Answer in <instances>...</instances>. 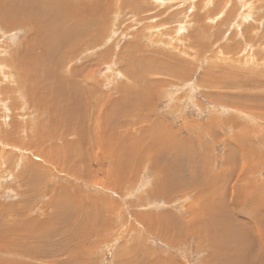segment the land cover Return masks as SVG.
<instances>
[{"label": "rangeland", "instance_id": "1", "mask_svg": "<svg viewBox=\"0 0 264 264\" xmlns=\"http://www.w3.org/2000/svg\"><path fill=\"white\" fill-rule=\"evenodd\" d=\"M32 4L0 0V264H264V0Z\"/></svg>", "mask_w": 264, "mask_h": 264}, {"label": "bare ground", "instance_id": "2", "mask_svg": "<svg viewBox=\"0 0 264 264\" xmlns=\"http://www.w3.org/2000/svg\"><path fill=\"white\" fill-rule=\"evenodd\" d=\"M19 1V0H18ZM51 2V0H33V4H35V6L36 5H39V6H41V5H47L48 4V2ZM24 3V2H23ZM57 3H58V1H57ZM20 4V3H19ZM18 4V5H19ZM24 4H26V2L24 3ZM32 4V5H33ZM17 5V4H16ZM60 5H62L63 6V4L62 3H60ZM59 5V6H60ZM166 5H167V3H166ZM24 7L26 6V5H23ZM35 6H33L32 8L34 9L35 8ZM51 5H48L47 6V8L48 9H46V11L44 12V14L42 13L40 16L42 17V19L43 20H45V19H47V25L49 26V35L51 36V37H53V35H59V30H61L62 31V29H65V28H61V26H65V24H64V22H65V20L66 19H61L60 18V16L62 17V15L61 14H58V9L56 10L55 9V7H53L54 9H51V8H49ZM100 6V5H99ZM98 6V7H99ZM17 7V6H16ZM46 7V6H45ZM61 7V6H60ZM74 7V6H73ZM72 6H71V8H73ZM86 7V6H85ZM101 7V6H100ZM23 8V7H22ZM21 8V9H22ZM38 8H40V7H37V9ZM14 9H15V7H14ZM25 9V8H24ZM44 9V8H43ZM68 9V8H67ZM66 9V10H67ZM83 9H84V7H83ZM87 10H88V6H87V8H86ZM85 9V10H86ZM27 10V9H26ZM50 10V11H49ZM71 10V9H70ZM100 10V9H99ZM15 11V12H14ZM14 11H12V12H8L6 9H0V16H2V15H4V17L5 18H7V19H11V17H12V19L13 20H19L18 19V17L20 16V14H19V12H17V10H14ZM23 11V10H22ZM37 11V10H36ZM35 11V9L34 10H30V14H28V17L29 16H31V18L33 17V16H35L36 15V12ZM39 11V10H38ZM24 12H26L25 10H24ZM74 12V11H73ZM82 12V11H81ZM40 13H41V11H40ZM62 13H64V12H62ZM69 13V12H68ZM83 13V12H82ZM177 13V12H176ZM22 14V13H21ZM53 14V15H52ZM74 14V13H73ZM59 15V16H58ZM69 15V14H68ZM67 15V16H68ZM98 15V14H97ZM54 16V17H53ZM64 17L66 16V15H63ZM69 16H71V15H69ZM73 16V15H72ZM99 16H100V14H99ZM66 18V17H65ZM73 18H74V16H73ZM87 18H89V17H87ZM33 19V18H32ZM36 19V18H35ZM38 19V18H37ZM71 19V18H70ZM84 19H86V18H84ZM226 19V18H225ZM39 20V19H38ZM62 20H63V22H62ZM87 20V19H86ZM86 20H82V21H86ZM5 21V20H4ZM69 21V19L67 20V22ZM73 21V20H72ZM93 20H91V22H92ZM34 22V21H33ZM40 22V21H39ZM181 22H182V20H181ZM36 23H38V22H36ZM36 23H33V24H36ZM66 23V22H65ZM70 23V22H69ZM72 23V22H71ZM94 23H92V25H93ZM201 24V23H200ZM37 25V24H36ZM74 25V24H73ZM73 25L71 26V25H69V27H73ZM77 25V24H76ZM79 25V24H78ZM91 25V24H90ZM223 25V24H222ZM34 26V25H33ZM85 26V25H84ZM95 25H93V27H94ZM35 27V26H34ZM37 27V26H36ZM40 27V26H39ZM92 27V26H91ZM41 28H43L44 29V27L42 26ZM75 28H78L77 26L75 27ZM183 28V27H182ZM35 30H39L38 29V27H37V29L35 28ZM45 30H47V29H45ZM183 30V29H182ZM57 31H58V33H57ZM66 31V30H65ZM180 31V30H179ZM178 31V32H179ZM197 31V30H196ZM39 32H40V30H39ZM44 32H46V31H44ZM63 32V31H62ZM43 33V32H42ZM47 33V32H46ZM71 34H72V32H70ZM75 33V32H74ZM74 33H73V35H74ZM193 33V32H192ZM44 34V33H43ZM63 34V33H62ZM206 34V33H205ZM84 35V34H83ZM190 35V34H189ZM33 36V35H32ZM43 36V35H42ZM48 36V35H47ZM76 36V35H75ZM191 36V35H190ZM89 37V36H88ZM38 38V37H37ZM44 38H45V36H44ZM50 38V37H49ZM48 38V39H49ZM57 38H59V36H57ZM90 38H91V36H90ZM39 39V38H38ZM46 39V38H45ZM47 39V40H48ZM76 39V38H75ZM73 40H74V38H73ZM79 40V39H78ZM32 42V41H31ZM70 42H71V40H70ZM74 41H72V43H73ZM76 42H77V40H76ZM80 42V41H79ZM78 42V43H79ZM30 43V42H29ZM43 42H41V44H42ZM55 45V44H54ZM79 45V44H78ZM32 46V45H31ZM34 46H36V45H34ZM47 46V45H46ZM49 46V45H48ZM92 46V45H91ZM33 47V46H32ZM73 47V46H72ZM74 47H75V45H74ZM37 48V47H36ZM44 48V47H43ZM34 49V48H33ZM39 49H40V47H39ZM64 49V48H63ZM82 49H84V48H82ZM46 50V49H45ZM64 51V50H63ZM28 52V51H27ZM47 52V51H46ZM67 52V51H66ZM82 53V52H81ZM23 54V53H22ZM73 54V53H72ZM10 55V54H9ZM26 56V55H25ZM29 57H30V54H29ZM38 57V56H37ZM44 57V56H43ZM39 58V57H38ZM41 58V57H40ZM1 59H2V57H1ZM131 59V58H130ZM3 60V59H2ZM28 60H30V59H28ZM48 60V59H47ZM46 60V61H47ZM139 60H141V59H139ZM13 62V61H12ZM1 63V62H0ZM6 63H8L7 62V60H6ZM20 63V62H19ZM21 64V63H20ZM25 64V63H24ZM47 64V63H46ZM6 65V64H5ZM16 65V64H15ZM23 65V64H22ZM29 65H30V63H29ZM41 65V64H40ZM43 65V64H42ZM41 65V66H42ZM31 66V65H30ZM38 66V65H37ZM36 66V67H37ZM44 66L45 65H43V68H44ZM3 67V66H2ZM18 67V66H17ZM23 67H25V65L23 66ZM33 67H35V66H33ZM35 67V68H36ZM152 67V66H151ZM49 68H50V66H49ZM150 68V67H149ZM153 68V67H152ZM7 69V68H6ZM5 69V70H6ZM25 69H26V67H25ZM46 69V68H45ZM1 70H3V69H1ZM9 70V69H8ZM14 70V69H13ZM26 70H28V69H26ZM40 70V69H39ZM68 70H70V69H68ZM4 71V70H3ZM7 71V70H6ZM10 71V70H9ZM12 71V70H11ZM16 71H19V70H16ZM31 71H32V69H31ZM36 71H38V70H36ZM14 72V71H13ZM43 72V71H42ZM70 72V71H69ZM33 73V72H32ZM31 73V74H32ZM49 73V72H48ZM36 74V73H35ZM68 74V73H67ZM0 75H1V73H0ZM2 75H3V72H2ZM5 75V74H4ZM11 75H12V73H7L5 76H4V79H6V78H11ZM20 75V74H19ZM73 75V74H72ZM88 75V74H87ZM13 76H15V75H13ZM2 77V76H1ZM0 77V78H1ZM6 77V78H5ZM16 77V76H15ZM34 77V76H33ZM89 77V76H88ZM11 79H13V78H11ZM16 79V78H15ZM87 79V78H86ZM14 80V79H13ZM36 81V80H35ZM34 81V82H35ZM19 82V81H18ZM37 82H40V80L39 81H37ZM58 82V81H57ZM60 82V81H59ZM58 82V83H59ZM228 82H230V80L228 81ZM1 83V82H0ZM58 83H56V84H58ZM221 83V82H220ZM232 83V82H231ZM22 84V83H21ZM43 84H44V81H43ZM42 84V85H43ZM54 84V83H53ZM60 84V83H59ZM225 84V83H224ZM234 84V83H233ZM11 85V84H10ZM39 85V84H38ZM42 85H39V86H42ZM61 86H62V88H61V90H62V92H60L59 91V93L57 92L56 93V91H54L53 92V99L55 98V93H56V96H58V98H59V96L61 97V100H65V103H66V100H70L69 102V104L66 106V107H68V109H70L72 106H73V109L75 108L74 106L75 105H72V101H73V103H74V100H73V98L71 97L72 96V92L70 93V91L69 92H67V90L64 88V86L62 85V84H60ZM60 85H58V87H60ZM14 86V85H13ZM25 86V85H24ZM32 86V85H31ZM31 86H29V87H31ZM38 86V87H39ZM68 86V85H67ZM91 86H93V85H91ZM221 86V85H220ZM225 86H228L229 87V85H225ZM224 86V87H225ZM231 86V85H230ZM11 87H12V85H11ZM16 87V86H15ZM15 87H13V88H15ZM33 87H35V86H33ZM37 87V86H36ZM35 87V88H36ZM37 87V88H38ZM36 88V89H37ZM15 89H17V88H15ZM19 89V88H18ZM41 89V88H40ZM89 89V88H88ZM20 90V89H19ZM28 90V89H27ZM45 90V89H44ZM48 90V89H47ZM11 91V90H10ZM43 91V90H42ZM66 91V95L68 96H66L65 94H64V92ZM16 92V91H15ZM44 92V91H43ZM46 92H48V91H46ZM85 92H88V91H85ZM29 93V92H28ZM28 93H27V95H28ZM45 93V92H44ZM63 93V94H62ZM7 94V93H6ZM83 95H84V93H82ZM13 95V94H12ZM15 96H17V95H15ZM20 96V95H19ZM24 97H26V94H25V96ZM75 97V96H74ZM83 97V96H82ZM81 97V98H82ZM6 98V97H5ZM11 98H12V96H11ZM10 98V99H11ZM41 98H43V97H41ZM45 98V97H44ZM85 98V97H84ZM80 99V98H79ZM13 100V99H12ZM21 100V99H20ZM59 100H60V98H59ZM77 100V99H76ZM75 100V101H76ZM82 100H84L83 98H82ZM6 101V100H5ZM8 101V100H7ZM57 101V100H56ZM80 101V100H79ZM10 102V101H9ZM24 102V101H23ZM23 102H20V104L21 103H23ZM62 102V101H61ZM82 102V101H81ZM86 102H89V101H86ZM86 102H84V103H86ZM12 103H14V102H12ZM63 103H64V101H63ZM64 103V104H65ZM83 103V102H82ZM97 103H99L98 101H97ZM23 105V104H22ZM26 105V104H25ZM66 105V104H65ZM102 105V104H101ZM6 106H7V104H6ZM71 106V107H70ZM93 105H91V107H92ZM94 106H96V105H94ZM80 107V106H79ZM78 107V109H80ZM82 107V106H81ZM87 107H89V104H88V106ZM21 108H23L22 106H21ZM96 108V107H95ZM81 110V109H80ZM79 110V111H80ZM97 110V109H96ZM66 111V110H65ZM11 112V111H10ZM67 112H68V114L70 113L68 110H67ZM76 112H77V109H76ZM102 112V111H101ZM6 113V112H5ZM61 113H63V112H61ZM66 113V112H65ZM64 113V114H65ZM81 113H83V115L85 114L84 112H82V110H81ZM102 113H104V111L102 112ZM67 114V115H68ZM0 115H1V113H0ZM74 114H72V113H70L69 114V119H70V121L71 120H74V119H76V118H78V121H80V122H82V116H80V115H78L77 113H76V115H74ZM82 115V114H81ZM94 115V114H93ZM3 116V115H2ZM96 116V115H95ZM63 117H64V115H63ZM68 117V116H67ZM97 117V116H96ZM100 117V116H99ZM8 118V117H7ZM58 118V117H57ZM68 119V120H69ZM103 119H104V117H103ZM60 120V119H59ZM67 120V119H66ZM77 120V119H76ZM99 120V119H98ZM105 120V119H104ZM106 120H107V118H106ZM55 121H57V119L55 120ZM2 122H3V120H2ZM68 122V121H67ZM74 122V121H73ZM80 122H79V125H80ZM93 122V121H92ZM104 122V121H103ZM5 123H6V121H5ZM57 123V122H56ZM72 123V122H71ZM98 122H96V124H97ZM66 124V123H65ZM65 124H64V126H65ZM90 124V123H89ZM58 126V125H57ZM98 126V125H97ZM70 127V126H69ZM68 130H69V128H67ZM76 129V128H75ZM96 129H97V127L94 129V130H92L93 131V133H92V136L89 134V136L92 138L93 136H95L96 135ZM71 130H73V129H71L70 128V131ZM78 131V130H77ZM86 131V130H85ZM4 132H6V131H4ZM68 132V131H67ZM95 133V134H94ZM86 134V133H85ZM84 134V135H85ZM87 135H88V133H87ZM97 137V136H96ZM96 137H94V138H96ZM90 138V139H91ZM93 139V138H92ZM85 140V139H84ZM90 143V142H89ZM94 143V142H93ZM85 152V151H84ZM80 154V153H79ZM44 157H45V154H44ZM77 158V157H76ZM78 158H79V156H78ZM89 158V157H88ZM78 161V160H77ZM80 161H82V160H80ZM69 162H70V160H69ZM68 162V163H69ZM84 162H86V161H84ZM67 163V164H68ZM83 163V162H82ZM68 166V165H67ZM80 167V166H79ZM69 168H73V166L72 167H69ZM83 168V167H82ZM67 169V168H66ZM74 169V168H73ZM68 170V169H67ZM72 170V169H71ZM70 170V171H71ZM75 170V169H74ZM69 171V172H70ZM40 172V171H39ZM71 172H73V171H71ZM81 172V174H82V172L83 171H80ZM45 174V173H44ZM88 174V173H87ZM77 175V174H76ZM82 176V175H81ZM36 178H37V176H36ZM83 182V181H82ZM80 196V195H79ZM54 206V205H53ZM63 207V206H62ZM28 208V207H27ZM61 208V207H60ZM59 208V209H60ZM14 209V210H13ZM6 210V212H9V214H12V213H15L16 212V209L15 208H9L8 209V207L5 209ZM8 210V211H7ZM19 230V229H18ZM1 233H2V231H1ZM4 234V233H3ZM25 234V233H24ZM15 241V240H14ZM8 243V242H7ZM6 248V247H5ZM2 250V249H1ZM5 250V249H4ZM249 259V258H248Z\"/></svg>", "mask_w": 264, "mask_h": 264}]
</instances>
